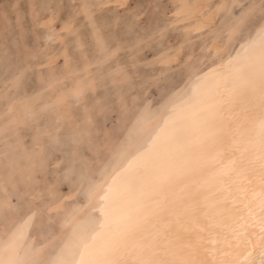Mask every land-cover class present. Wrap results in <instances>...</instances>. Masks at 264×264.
I'll use <instances>...</instances> for the list:
<instances>
[{
    "label": "rangeland",
    "instance_id": "374dc122",
    "mask_svg": "<svg viewBox=\"0 0 264 264\" xmlns=\"http://www.w3.org/2000/svg\"><path fill=\"white\" fill-rule=\"evenodd\" d=\"M190 1L0 0V264H95L264 69V0Z\"/></svg>",
    "mask_w": 264,
    "mask_h": 264
},
{
    "label": "bare ground",
    "instance_id": "6f19581e",
    "mask_svg": "<svg viewBox=\"0 0 264 264\" xmlns=\"http://www.w3.org/2000/svg\"><path fill=\"white\" fill-rule=\"evenodd\" d=\"M177 3L181 9L194 6L190 0ZM209 3L198 0L200 13ZM225 102L199 139L174 157L150 201H137L136 213L95 264H262L264 69H255Z\"/></svg>",
    "mask_w": 264,
    "mask_h": 264
},
{
    "label": "snow or ice",
    "instance_id": "6c2138e0",
    "mask_svg": "<svg viewBox=\"0 0 264 264\" xmlns=\"http://www.w3.org/2000/svg\"><path fill=\"white\" fill-rule=\"evenodd\" d=\"M262 264H264V261H262Z\"/></svg>",
    "mask_w": 264,
    "mask_h": 264
}]
</instances>
